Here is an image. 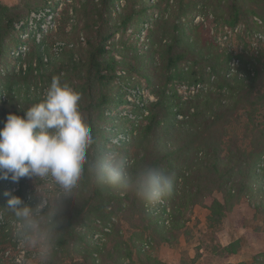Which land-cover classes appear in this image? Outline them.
I'll use <instances>...</instances> for the list:
<instances>
[{
	"label": "trees",
	"instance_id": "16d2710c",
	"mask_svg": "<svg viewBox=\"0 0 264 264\" xmlns=\"http://www.w3.org/2000/svg\"><path fill=\"white\" fill-rule=\"evenodd\" d=\"M23 1L25 7H31L36 0ZM115 2L85 0L76 9L86 32L82 52L77 54L69 48L60 57L50 55L44 60L47 49L43 41L34 44L25 69L12 70L4 78L0 89V127L9 113L24 115L23 110L43 99L29 93L30 84L37 77L49 84L54 77H59L81 94L80 107L94 140L88 150L89 161L109 151L105 144L109 138L102 126L108 122L104 110L123 101L113 81L117 69L127 62L116 59L105 48L106 41L120 27L139 22L147 9L159 5L148 0H127L113 16ZM179 2L185 12L197 10L199 6L198 10L211 12L218 24L231 29L243 24L252 31H260L262 49L244 57L216 42L202 41L197 35L200 28L197 24H186L179 17L155 19L149 30V51L137 53L138 63L130 65V70L145 69L146 57L153 63L157 55L153 65L161 79L155 82L150 74H141L152 85L155 99L142 100L139 96L134 111L140 121L131 122L129 141L119 147L128 153L130 172L154 166L171 175L172 191L162 198L170 204L169 222L153 218L147 210L153 204L161 208V213L165 212L157 202L149 204L131 191L97 185L86 165L72 198L63 201L49 264H167L144 249L139 241L149 233L158 236L160 241L171 242L168 235L185 227L187 210L204 205L205 197L215 193L218 197L212 199L206 217L209 227L220 226L227 212L244 200L253 209L255 218L261 216L264 221V0ZM20 11V6L0 2V60L7 50L14 21L22 17ZM174 81H188L194 89L182 96L167 86ZM4 89L6 99L1 98ZM243 111L247 122L238 134L231 127L238 124L239 113ZM11 196H19L32 206L38 203L28 177L19 182L0 177V264H8L7 258L15 252L11 246L16 245L12 241L16 237L15 221L6 207ZM123 202V209L137 221L133 226L139 232L124 238L117 227L108 241H99L87 238L81 231L80 226H87L92 218H106L110 214L108 206L115 211L122 209ZM173 236L176 238L178 233ZM239 245L240 241L234 240L220 247L222 252L233 254ZM37 259L39 264L36 251H27L22 261L34 264ZM250 264H264V253L255 255Z\"/></svg>",
	"mask_w": 264,
	"mask_h": 264
},
{
	"label": "rangeland",
	"instance_id": "374dc122",
	"mask_svg": "<svg viewBox=\"0 0 264 264\" xmlns=\"http://www.w3.org/2000/svg\"><path fill=\"white\" fill-rule=\"evenodd\" d=\"M85 0H36L34 5L31 7H25L23 0H0L2 4L8 6H20L22 17L16 19L13 23V31L11 37L7 39V50L0 60V89H2L3 81L5 76L12 70L19 71L21 68L25 69L26 61L29 59V53L34 48L35 40L29 38L26 43V50L22 57L12 54L13 48H16L20 43L17 39V31L15 23L19 20L25 19L30 15L31 12L43 11L45 14L42 20L39 21L41 27H38V38L39 41H43L44 48L47 49L44 60L47 56H59L64 52L65 49L73 48L76 52H82L86 45V32L82 27V19L80 13L76 10L81 7ZM150 2L159 3L154 8L146 10V14L142 17L139 22L129 24L127 27H120L110 37L105 44V48L108 49L116 59L125 60L126 66L119 67L116 71L117 77L114 79L115 88H119V93L122 95V103L118 105H112L110 108L104 110L105 116L108 117L107 123H103L105 128V135L108 136L109 140L105 142L108 150L115 151L123 159L128 160V153L121 149L119 146L129 141V131L131 129V122L135 124L140 121L138 113L135 112V106L139 103V96L142 100L150 99L154 100V93L152 91V85L148 84L145 78L141 75L142 73L150 74L155 82L161 79L159 73L156 71L154 62H157L158 57H153V63L149 61V57L145 59V69L130 70V65H135V55L137 53L145 54L150 48V37L149 30L154 25V21L158 17H179L186 24H197L199 28L197 35L202 41L206 39L209 41L216 42L221 47H226L234 51L235 54H241L242 56H250L251 54H257L262 49V41L260 37L262 34L260 31H252L246 28L243 24L234 26L233 29L230 27L218 24L213 18V14L207 11L196 9L185 10L180 5L179 0H148ZM127 0H124L123 6ZM116 6L112 10V15L115 16L123 6H118L116 0ZM118 6V8H117ZM139 6V5H138ZM137 6V7H138ZM185 12V13H184ZM147 21L149 28L147 33L140 38L138 32L142 23ZM128 29L130 31L128 32ZM77 52V54H78ZM35 55H33V61H35ZM236 59V58H235ZM186 62L182 64L185 65ZM188 63V61H187ZM143 70V71H142ZM36 74V71H34ZM47 80H43L37 77L35 82L30 84L29 93L31 95L43 98L47 88L49 87ZM168 87L173 88L178 94L186 96L194 87L189 85L188 81H174L167 84ZM169 88V89H170ZM24 92V88L21 89ZM7 96L5 89L2 95ZM1 95V96H2ZM2 98V97H1ZM142 103V102H141ZM136 104V105H134ZM240 121L238 124L233 125L231 128L238 134L242 132L247 117L245 112H240ZM241 137V136H240ZM132 149L130 148L129 151ZM30 188H35V178L28 177ZM38 182V181H37ZM218 197L215 193L211 196H206L204 205H195L187 210L185 218V227L179 230L178 236L175 238L173 234H169L171 242L160 241L158 236H152L149 233L139 241L141 246L156 255L159 259V250L161 246L165 248L179 247L181 240L189 239V237H196L198 247H201V252L198 247L195 249L194 257L190 258L187 255H183L181 264L193 263V261L199 260V264H228L226 261L230 257L234 260L232 264H250L253 257L257 254L264 253V221L261 216L255 218L253 209L248 205L247 201H242L240 206L235 210L227 212L226 217L222 220V223L218 227L211 228L206 219L205 208L209 206L212 199ZM206 202L208 205H206ZM125 202L122 203V209L112 211V206H108L110 214L107 212L106 218L95 217L88 221L87 226H80L82 232L86 233L87 238L108 241L109 238L113 237L114 229L119 227L124 238H128L131 234L139 232L135 230L133 224L137 221L132 219L129 212L123 209ZM238 204V205H239ZM162 206L167 210L161 213V208L157 207V213H153V204L147 206V210L150 212L153 218H161L165 223L169 222L170 204L167 199H163ZM161 206V207H162ZM161 213V214H160ZM229 215V216H228ZM231 226L233 230H241L243 236L249 237V234L256 236L257 246L242 248L241 239L240 245L235 253L227 254L222 252L220 244L216 241L214 233L216 230L222 227ZM111 236H110V235ZM15 236V234H14ZM16 245H11L15 248V252L11 253L9 257L15 258L14 261L7 258L8 264H23V254L27 251L33 253L35 249L25 247L15 237L12 240ZM244 242V241H243ZM225 254L229 255L225 259ZM165 255L172 257V252L165 251ZM235 255V256H234ZM161 260V259H160ZM163 261V260H161ZM38 259L34 261L37 264ZM165 262V261H163ZM166 263V262H165ZM168 264V263H167Z\"/></svg>",
	"mask_w": 264,
	"mask_h": 264
},
{
	"label": "clouds",
	"instance_id": "9594fccd",
	"mask_svg": "<svg viewBox=\"0 0 264 264\" xmlns=\"http://www.w3.org/2000/svg\"><path fill=\"white\" fill-rule=\"evenodd\" d=\"M80 100L77 89L54 77L41 101L23 110L24 115L9 113L0 127V177H10L13 182L34 177L36 181L35 206L11 196L6 207L14 217L16 238L35 249L39 264L50 262L63 201L72 198L86 165L97 185L131 191L149 204L172 191L173 178L165 170L143 166L132 173L115 151H105L89 161L94 140Z\"/></svg>",
	"mask_w": 264,
	"mask_h": 264
},
{
	"label": "crops",
	"instance_id": "0c3cea01",
	"mask_svg": "<svg viewBox=\"0 0 264 264\" xmlns=\"http://www.w3.org/2000/svg\"><path fill=\"white\" fill-rule=\"evenodd\" d=\"M206 205L208 203L206 202ZM239 205H236L233 210H235ZM206 212L205 215H208V208H205ZM229 216V215H228ZM214 237L216 241L221 245L224 246L234 240L241 239L242 241V248H249L257 246V238L256 236H252L249 234V237L243 236L241 230H233L231 226L225 227V224L222 225L221 228L215 231ZM244 241V242H243ZM198 247V242L196 237H189V239L181 240L179 247L175 248H165L164 246L160 247L159 256L160 259L165 261L168 264H181L183 255H187V257L193 258L195 249ZM198 250L201 252V247H198ZM165 251L172 252V257L165 255ZM229 255L225 254V259ZM235 256V255H234ZM228 264L234 263L232 258H228L226 261ZM189 264H199V260L193 261V263Z\"/></svg>",
	"mask_w": 264,
	"mask_h": 264
},
{
	"label": "built area",
	"instance_id": "2783aa9c",
	"mask_svg": "<svg viewBox=\"0 0 264 264\" xmlns=\"http://www.w3.org/2000/svg\"><path fill=\"white\" fill-rule=\"evenodd\" d=\"M151 1H154V0H151ZM117 2L119 3L118 6H123L124 4V0H117ZM44 14L45 13L43 11H37V12L33 11L30 13L28 17H26L25 19L19 20L17 23H15L14 26L17 31L16 35H17V39L20 44L16 48H13V50L11 51L12 54L22 57L24 54V51L26 50V43L28 42L30 37L32 40H35L36 42H40L38 38L37 29L38 27H41L39 24V21L42 20ZM148 24L149 23L147 21H144L142 23V26L140 27L139 32H138V36L140 38H143V36L147 33V30L149 28ZM129 31L130 29H128V32ZM115 35L117 37V33ZM2 93H3V90H2ZM1 97L2 99H4L5 95L3 94ZM157 203L162 206L163 199H161ZM155 208L156 207H153V213H157V209Z\"/></svg>",
	"mask_w": 264,
	"mask_h": 264
}]
</instances>
